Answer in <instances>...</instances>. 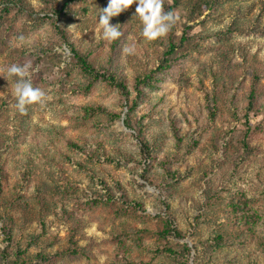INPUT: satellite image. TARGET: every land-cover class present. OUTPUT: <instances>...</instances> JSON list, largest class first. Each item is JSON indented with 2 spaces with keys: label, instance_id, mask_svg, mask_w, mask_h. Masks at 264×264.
I'll return each mask as SVG.
<instances>
[{
  "label": "rangeland",
  "instance_id": "374dc122",
  "mask_svg": "<svg viewBox=\"0 0 264 264\" xmlns=\"http://www.w3.org/2000/svg\"><path fill=\"white\" fill-rule=\"evenodd\" d=\"M207 1L163 0L151 42L134 3L109 42L108 0H0V264H264V0ZM29 61L45 96L22 114L7 68Z\"/></svg>",
  "mask_w": 264,
  "mask_h": 264
},
{
  "label": "clouds",
  "instance_id": "9594fccd",
  "mask_svg": "<svg viewBox=\"0 0 264 264\" xmlns=\"http://www.w3.org/2000/svg\"><path fill=\"white\" fill-rule=\"evenodd\" d=\"M134 3L136 7L133 17L137 18L142 24L141 35L145 38V41L151 42L167 36L175 25L177 18L173 12L163 10V0H108V5L102 9L98 20L102 39L111 42L121 36L117 25H111L110 20L130 9ZM18 39L23 41L25 38L21 36ZM124 51L131 54L133 49L125 48ZM32 71L30 61L23 65L11 64L7 68V77L14 79L15 107L22 114L26 113L28 106L41 103L45 96L41 89L33 87L31 81Z\"/></svg>",
  "mask_w": 264,
  "mask_h": 264
},
{
  "label": "trees",
  "instance_id": "16d2710c",
  "mask_svg": "<svg viewBox=\"0 0 264 264\" xmlns=\"http://www.w3.org/2000/svg\"><path fill=\"white\" fill-rule=\"evenodd\" d=\"M178 0H173V5L177 4ZM207 6L206 7H211V4H212V1H207ZM172 9V7L169 8V10ZM181 43L184 42V37L181 38ZM70 53L72 54L75 62H76V65L80 68V70H82L84 73L88 74V75H91L93 76L94 78H101L103 79L104 81H106L107 83H109L110 85L116 87L118 90H120V92L122 94H124L125 96L128 95L127 91H126V87L124 86L123 82L122 81H119L117 76L115 75H112V74H100L98 72H96L94 70V68L88 63L87 59L83 56H81L80 54H78L73 48L72 46L70 47ZM176 48H178V45H175L173 42H170L167 46H165V52L162 54V57L159 58V64L158 66L153 69L152 71H150L149 73L145 74L142 78H137L135 80V90L139 93L140 89L139 87L141 85L143 86H150L151 85V82L153 80H156V75L159 74V73H162L164 71V69H167L171 63V57L172 55H174L176 53ZM254 80L253 81H257V76H254ZM254 84L253 83V87L251 88L248 96H247V100H248V106H253L256 102L255 99L257 98L258 96V89H256L254 87ZM99 109L95 110V111H98ZM124 125L125 127H130L128 122L125 120L124 121ZM74 147H76L75 145H73ZM142 147L144 150L147 151V148L145 145L142 144ZM164 228L161 232L162 235H166L168 234L169 232V227L171 226V222L170 220H165L164 221ZM173 235L174 236H177L179 237V234L177 232H173ZM219 241L222 240V236L218 235L216 237ZM170 251V250H168ZM18 259H16V262L15 264H18ZM19 263H24L26 264L23 260L22 261H19Z\"/></svg>",
  "mask_w": 264,
  "mask_h": 264
}]
</instances>
